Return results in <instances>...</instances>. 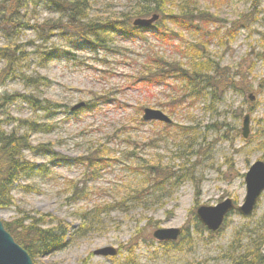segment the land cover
Returning <instances> with one entry per match:
<instances>
[{
    "label": "rangeland",
    "instance_id": "1",
    "mask_svg": "<svg viewBox=\"0 0 264 264\" xmlns=\"http://www.w3.org/2000/svg\"><path fill=\"white\" fill-rule=\"evenodd\" d=\"M97 1L99 14L96 10L92 14L101 18H120L119 13L133 5L129 0ZM198 5L217 14L223 27L241 14L255 18L231 42L212 39L209 44L215 60L249 73L256 107L247 139L235 129L241 128L250 106L245 96L227 92L218 117L204 112L199 104L180 106L172 115L175 89L138 80L150 53L184 64V44L200 38L178 30L168 19H162L165 26L178 31L184 42L157 37L153 30L134 40L113 34L109 50L82 47L70 50L66 58H59L70 48L58 31L42 40L32 29L21 30L13 38L0 30V48L14 42L24 51L17 66L19 76L0 82L2 128L10 132L24 121L35 120L45 127L47 131L30 133L33 148L23 155L30 162L50 166L48 174L18 180L12 189L13 205L0 208V219L8 223L24 216L41 217L68 227L71 233L83 223L82 213L100 209L85 231L60 250L37 257V264H223L219 254L237 229L264 216L263 193L252 215L232 213L215 236L210 238L207 231L197 228L199 206L216 205L227 197L237 205L243 203L245 173L255 161L264 160V0L254 6L252 0H198ZM25 12L30 25L58 17L39 2L30 3ZM37 51L54 52L57 58L43 62L44 55ZM5 65L0 55V70ZM37 75L46 77L49 84H28ZM15 94L47 100L50 108L34 109L23 96L12 102L4 98ZM81 102L85 106L72 110ZM147 107L163 111L172 124L145 121L142 116ZM241 109L242 117L235 120L234 111ZM215 118L235 127L211 128ZM179 126L193 128L190 134H181ZM18 130L23 133L24 128ZM154 166L164 171L157 178L162 179L159 186ZM159 228H179L181 234L174 242L159 241L153 236ZM105 246L116 247L117 254H94Z\"/></svg>",
    "mask_w": 264,
    "mask_h": 264
},
{
    "label": "trees",
    "instance_id": "2",
    "mask_svg": "<svg viewBox=\"0 0 264 264\" xmlns=\"http://www.w3.org/2000/svg\"><path fill=\"white\" fill-rule=\"evenodd\" d=\"M261 1L252 0V4L253 6L260 5ZM38 2L47 5V9L53 14H58V17L53 20L45 19L41 22L36 20L30 25L25 20V10L30 3L36 5ZM97 2V0H0V30L5 37L13 38L21 30L32 29L42 40H48L58 31L65 36L70 48L64 50L65 56L59 58H66V54H69L70 50H79L82 47L96 52L109 50L111 44H108L113 41L111 37L113 34L121 36L124 40L143 38L142 33L148 30L135 27L132 21L159 13L160 19L156 22V29H151L157 37L164 39L170 37L182 42L186 39L178 31L168 29L162 19H168L178 30L200 37L184 44L183 57L187 58L186 63L183 64L181 60L176 59L168 60L163 56L150 53L145 66L142 67L144 71H140L142 73L138 80L162 86L165 89H175L177 96L172 97L174 102L170 105L172 115L180 106L199 104L204 112L218 117L221 104L229 91L245 96L249 100L247 94L253 91L249 73L234 71L230 66L215 60L210 54L209 44L212 39H218L219 43L224 42L222 44H225L227 40L231 42L237 32L241 28H249L255 18L241 14L229 26L223 27L220 17L210 9L200 7L198 0H129L133 5L129 10L119 13L120 18H111L113 16L101 18L96 9ZM169 6L176 7L177 10ZM95 10L98 13L96 16L92 14V11ZM262 19L264 20V16ZM220 22L222 26H220ZM212 27L214 28L212 29ZM167 30H170V33ZM11 43L10 46L0 48V55L6 60V65L0 70V82L19 76L16 75L18 74L17 66L20 65L24 51L19 49L16 43ZM37 52L41 56L44 55L43 62L57 58L54 52ZM28 84L47 86L49 80L37 75L36 78H30ZM21 96L23 95L15 94L10 99L5 96L4 98L8 102H12ZM22 98L34 109L48 111L50 108V103L47 100L40 101L33 96H23ZM45 102L48 104L47 107L44 105ZM249 102L248 112L253 113L256 107L255 101ZM242 115V109L234 111L235 120H239ZM218 119L215 118L214 123L210 124L211 128L220 130L223 125L229 129L235 127L232 123H226L225 120L220 122ZM35 121H24L18 125V128L10 132L2 128L0 121V208L13 205L12 189L19 179L32 178L35 175L50 172L48 164L30 162L23 155L24 150L33 148L28 137L30 133L47 131L45 127ZM170 124L172 123H167L168 126ZM179 127L183 129L181 134H190V130L193 128ZM19 128H24L23 133H19ZM235 129L236 133L240 135L241 129L239 127H235ZM45 150L46 154L56 155V158L59 159L58 154H55L54 151ZM60 159L67 161L66 163L70 161V158L66 157ZM152 168L154 169L152 172L157 175L155 184L159 186L162 179L158 180L157 178L161 177L164 171L159 167ZM96 210L82 213L83 223L71 233L68 227H61L60 223L55 224V221H46L35 216H24L21 220L5 223V227L35 261L37 257L60 250L66 246L69 239L74 238L75 234L85 231L88 224L96 218V213L100 209ZM227 220L217 232L207 231L200 222L197 223V228L207 231L211 238L223 230ZM184 237L185 234L178 242H181ZM178 242L173 245H177ZM219 258L223 264H264V216L255 223L239 227L230 244L219 254Z\"/></svg>",
    "mask_w": 264,
    "mask_h": 264
},
{
    "label": "water",
    "instance_id": "3",
    "mask_svg": "<svg viewBox=\"0 0 264 264\" xmlns=\"http://www.w3.org/2000/svg\"><path fill=\"white\" fill-rule=\"evenodd\" d=\"M159 14H153L151 18H137L134 25L149 27L158 20ZM250 101H255L254 93H249ZM81 102L72 107V110L84 106ZM143 119L146 121H161L171 123L172 119L159 109L145 108ZM251 114L247 113L242 122V136L248 138L250 134ZM246 195L243 203L236 205L232 198L227 197L216 205H201L196 210V217L209 230L217 231L224 223L225 218L232 212L238 211L243 216H250L255 211L259 199L264 193V160L255 161L245 173ZM181 234L179 228H159L153 232L154 238L159 241H175ZM95 255L114 256L117 248L105 246L94 251ZM0 264H37L29 253L16 242L11 233L6 229L3 220L0 219Z\"/></svg>",
    "mask_w": 264,
    "mask_h": 264
}]
</instances>
